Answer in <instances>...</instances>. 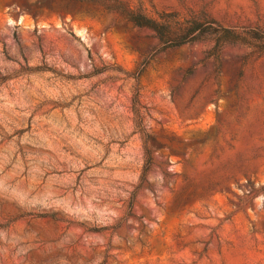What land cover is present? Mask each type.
<instances>
[{
  "label": "rangeland",
  "instance_id": "obj_1",
  "mask_svg": "<svg viewBox=\"0 0 264 264\" xmlns=\"http://www.w3.org/2000/svg\"><path fill=\"white\" fill-rule=\"evenodd\" d=\"M125 6L264 31V0H0V264H264V46L162 50Z\"/></svg>",
  "mask_w": 264,
  "mask_h": 264
},
{
  "label": "trees",
  "instance_id": "obj_2",
  "mask_svg": "<svg viewBox=\"0 0 264 264\" xmlns=\"http://www.w3.org/2000/svg\"><path fill=\"white\" fill-rule=\"evenodd\" d=\"M118 12L134 27L152 31L158 43L162 46V50L209 38L216 49L224 45L235 44L250 46L252 42L264 46V31L260 30L237 32L229 28H223L213 20L195 17L186 19L177 14H163L158 19H153L142 11L133 10L129 6L123 7ZM144 153L146 156L145 165L147 166L150 159L146 148H144Z\"/></svg>",
  "mask_w": 264,
  "mask_h": 264
}]
</instances>
